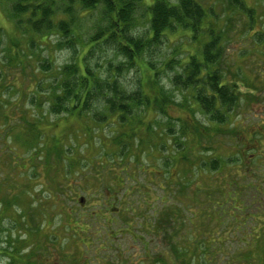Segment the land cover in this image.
I'll return each mask as SVG.
<instances>
[{
	"label": "rangeland",
	"instance_id": "rangeland-1",
	"mask_svg": "<svg viewBox=\"0 0 264 264\" xmlns=\"http://www.w3.org/2000/svg\"><path fill=\"white\" fill-rule=\"evenodd\" d=\"M14 1L0 0V264H264V178L233 176L242 155L229 151L230 133L219 135L214 144L207 136L201 142L191 138L192 160L183 166L174 134L175 120L186 115L180 106L169 107V117L146 109L137 127L138 136H144L140 145L117 140L127 128L117 117H101L110 109H102L105 101L96 99L93 117L52 114L36 130L45 137L31 139L36 133L25 121L36 122L30 113L36 114L38 102L49 110L58 71L75 55L57 46L56 35L34 36L37 42L30 43L31 32L25 34L11 16ZM198 1L211 10L207 24L217 32L227 24L219 41L220 67L225 78L241 82L237 90L242 94L232 119L244 127L255 124L259 136L262 128L256 126L264 123V0H241L243 8L232 0ZM153 3L138 4L131 35L147 37L146 11ZM211 38L203 31L196 40L183 29L170 30L137 60L140 67L123 71L118 66L127 58L117 45H103L90 61L103 82L117 80L129 88L138 86L145 63L160 69L175 56L180 62L160 79L180 102L191 92L173 83L179 64L189 63L190 56L201 64L203 45ZM196 115L207 124L202 112ZM230 123L211 128L231 129ZM148 124L154 130H147ZM55 137L61 156L51 143ZM211 145L208 154L204 147ZM217 157L222 167L204 172ZM246 158L238 173L253 172ZM172 193L171 210L165 202Z\"/></svg>",
	"mask_w": 264,
	"mask_h": 264
},
{
	"label": "trees",
	"instance_id": "trees-1",
	"mask_svg": "<svg viewBox=\"0 0 264 264\" xmlns=\"http://www.w3.org/2000/svg\"><path fill=\"white\" fill-rule=\"evenodd\" d=\"M142 1H14L11 16L18 28H24L25 34L31 32L30 43L37 42L33 39L34 36H40L42 39L56 35L60 38L57 46L60 49H73L75 55L72 62L63 65L58 71L59 78L57 77L56 86L49 95L52 96L49 110L44 111L41 103L38 102L35 109L39 116L30 113L31 117L37 119H35L36 122L25 121L33 133L39 130L40 122L45 120L48 122V118L52 114L64 118L75 116L76 113L80 116L90 115L93 117L91 109H93L92 102L95 99L105 101L106 105L102 109H110V113L100 112L101 117H117V122L122 125L123 129L127 128V130L121 129L120 135H117V140L123 141L126 145H129L131 141L138 145L144 143V136H138L137 127L143 125L142 115L145 114L146 109H156L157 115L162 114L169 117L168 108L180 106L181 112L186 115L183 119L175 120L174 134L177 136L176 148L180 153L183 152V166L192 160L189 155L191 138L193 141L200 140L201 142V139L207 136L210 142L214 140V144L215 141H218L219 135L233 133V128L225 130H223L224 127L211 128L212 125H226L229 119L230 125L234 123L233 110L240 105L242 96L237 90L238 84L241 82L236 81V85L232 83L234 80L225 78V73L220 67L222 46L219 41L227 24L225 23L221 32H217L212 23L207 24L208 18L212 16L211 10L205 8L198 0H180L179 3H173L171 0H154V3L148 6L146 11V17L150 23L147 37L133 36L130 34V28L137 22L138 4L140 5ZM231 3L240 5L241 8L244 7L241 0H232ZM248 16L250 19L253 18L250 14ZM89 20L93 21L92 26L88 24ZM178 29L191 33L196 40L198 32L201 31L207 36H212L203 45L204 60L201 64L196 62L193 56H190L189 63L179 64L182 68L181 71H177L178 77L173 83L176 87L180 86L186 91L193 92L192 95L189 93L188 97H183L180 102L175 101L173 93L161 84L160 79V75L172 68L175 62H180V59L174 60L175 56L165 60L160 69H155L151 63H145L142 70L145 68L146 72L139 80L138 86L129 88L117 80L103 82L91 64L93 58L91 61L90 58L97 49L102 48L103 45H117L118 51L127 58L126 63L119 64V70L123 71L125 68L134 66L140 67L141 62L137 60L145 55L147 48L163 39L168 31ZM22 53L24 52L22 51ZM201 75L203 78L198 79ZM253 98L257 99L255 96ZM196 112H202L207 119L206 125L197 118ZM172 122L174 125V118H172ZM11 128L14 130L15 127ZM154 128L152 124L147 125V130H154ZM167 130L173 132L172 127H168ZM167 130L165 133L168 132ZM44 137L42 133H36L31 139H43ZM45 140L48 142L51 139ZM58 140L57 137L51 140L52 145L58 148L57 150L52 145H46L61 156L60 146L57 145L59 144ZM204 148L208 154L210 152L207 150H214L212 145L210 148L208 146ZM217 162L221 163L219 158L218 160L212 159L209 164L215 169L218 167ZM161 198H165V195ZM165 203V206L172 210L173 193ZM215 208L216 205L213 206V209ZM214 214H219V212Z\"/></svg>",
	"mask_w": 264,
	"mask_h": 264
},
{
	"label": "flooded vegetation",
	"instance_id": "flooded-vegetation-1",
	"mask_svg": "<svg viewBox=\"0 0 264 264\" xmlns=\"http://www.w3.org/2000/svg\"><path fill=\"white\" fill-rule=\"evenodd\" d=\"M252 97V95H251ZM254 97V96H253ZM252 97V98H253ZM256 98L258 96H255ZM234 113V110H233ZM248 127H244L247 125H239L238 123H232L233 133L228 135L230 136V143L231 146L229 147V151L233 150L237 152L238 155H242V158L240 157V162L235 163L236 167H233L232 174L233 176L250 179V178H264V134H261L264 130V123L258 124L256 127H261L262 131L259 136H257V133H254L255 124H248ZM257 136V139H253V137ZM258 142L260 144H258ZM234 145V147L232 146ZM232 148V149H231ZM228 151V150H227ZM232 152V151H231ZM218 154V153H216ZM235 154V155H237ZM247 157V158H246ZM247 159L248 162H252L253 166H250V171L253 170V172H247V170L243 171L242 173H238V169L240 168V164ZM218 160L217 158H213ZM246 162V161H245ZM218 167L217 168H206V171L209 169L211 172H216L222 167V162H217ZM235 170V172H234ZM237 170V171H236ZM235 173V174H234ZM247 173H250L249 175ZM253 173V174H252ZM254 174H257L258 177ZM256 176V177H255Z\"/></svg>",
	"mask_w": 264,
	"mask_h": 264
}]
</instances>
